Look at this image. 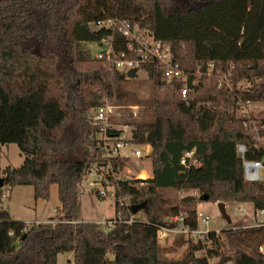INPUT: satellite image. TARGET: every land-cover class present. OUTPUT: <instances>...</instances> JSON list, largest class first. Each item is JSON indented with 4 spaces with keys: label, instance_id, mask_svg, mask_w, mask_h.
Here are the masks:
<instances>
[{
    "label": "trees",
    "instance_id": "obj_1",
    "mask_svg": "<svg viewBox=\"0 0 264 264\" xmlns=\"http://www.w3.org/2000/svg\"><path fill=\"white\" fill-rule=\"evenodd\" d=\"M114 19L148 30L181 69L201 73L186 100L182 83L164 82L154 61L127 79L94 57L86 45L113 31L84 26ZM114 44L118 54L127 51L118 31ZM103 98L140 106L134 141L152 147L151 178L102 181L115 197L107 230L78 221L79 188L101 157L91 115ZM245 103L264 104V0H0V160L8 144L25 157L19 168L0 165V180L8 200L15 187L31 186L36 200L48 201L57 185L60 202L56 217L33 224L0 205V264H58L66 253L74 264H264V227L212 231L204 241L178 236L186 246L180 259L169 258L173 248L157 236L180 215L198 228L203 195L264 208V180L246 181L237 153L241 144L247 160L264 156L245 126L251 114L240 113ZM256 127L264 137V117ZM193 150L198 164L187 169L181 158ZM170 192L186 196L175 204ZM137 205L144 208L134 214Z\"/></svg>",
    "mask_w": 264,
    "mask_h": 264
},
{
    "label": "built area",
    "instance_id": "obj_2",
    "mask_svg": "<svg viewBox=\"0 0 264 264\" xmlns=\"http://www.w3.org/2000/svg\"><path fill=\"white\" fill-rule=\"evenodd\" d=\"M92 25L99 28H107L112 30L113 33L109 37L104 38L101 43L96 46L99 50L93 51L95 58L106 60L110 62L114 68L125 74L127 79L128 73L135 71V77L141 76V64L148 61H154L158 64L162 79L168 84L174 82H181L182 87L180 90L181 97L186 100L190 92L198 86V78L201 73H188L180 68L174 61L173 54L169 46L164 45L156 40L148 30L140 29L133 26L128 22L120 19L99 21ZM90 27V25H89ZM118 31L123 38L126 39L127 53H133L137 56L135 59L127 58V53L122 51L120 54L115 49L114 32ZM214 65L209 64L208 68L213 69ZM209 75V73H208ZM251 103L242 104L240 113L250 114L248 108ZM140 106H127L117 104L109 98H103L101 105L93 111L91 119L96 131L93 138L99 143L101 147V157L98 161L89 165V171L85 175V180L91 178L92 184H101L102 191H98L101 198L108 195V191L104 187L103 180H120L122 182L133 180H147L152 176L151 172L141 168L136 174L128 168V162L133 160L147 161L151 154L152 147L148 144H137L134 141L136 134V121L140 119L141 114ZM250 131L257 133V141L264 145V137L258 134V128L253 120L245 124ZM247 148L244 145L237 146V153L243 161L245 180L248 182H258L263 180L264 165L261 160L250 161L246 159ZM195 150L184 152L181 158V164L189 169L193 165H197L198 161L194 157ZM145 171L148 176L142 178L141 173ZM180 194H184L180 192ZM188 195L197 196V191H191ZM8 201V193L0 194V205ZM115 201V197H114ZM254 207V206H253ZM238 211H244L243 204H237ZM254 224L246 225L237 228H262L264 227V208L256 209L254 207ZM198 228L192 229L186 224V217L180 215L173 218L174 226L160 227L157 231L159 240L168 238H176L182 236L187 240L204 241L206 236L212 232L209 229L204 230L202 227L207 226L210 217L198 213ZM132 220L129 222L131 223ZM107 227L114 225L113 221L105 224ZM218 234L220 231H215ZM260 252L264 253V245L260 247ZM199 256H204L200 253ZM209 264H216L214 259L208 260ZM231 264V263H228Z\"/></svg>",
    "mask_w": 264,
    "mask_h": 264
},
{
    "label": "rangeland",
    "instance_id": "obj_3",
    "mask_svg": "<svg viewBox=\"0 0 264 264\" xmlns=\"http://www.w3.org/2000/svg\"><path fill=\"white\" fill-rule=\"evenodd\" d=\"M90 29L93 31L98 30V28L92 24L90 25ZM86 46L92 51L100 49L96 45ZM140 75L143 74L141 73ZM248 110L255 125L259 118L264 117V104H251ZM24 159L25 157L22 155L16 144L5 145L2 147L1 151V169L4 171L7 167L19 168L24 163ZM128 168L136 174L141 168L151 172L150 162L147 161L142 162L131 159V162H128ZM92 181L93 180L91 178L85 180L79 188L80 202L78 208V221L95 222L105 228V224L107 222L115 219L114 194L112 190L109 189V196L101 198L98 191H102L104 189L103 186L101 184H92ZM0 192L5 193L7 190L1 188ZM169 195L175 204L178 200L186 196V194H180V192H170ZM10 196H12V198L5 202L2 206L9 210L15 220L20 222H43L49 217H56L55 215L60 209L57 185H53L51 187V197L48 201L36 200L31 186L15 187ZM218 205L219 203L206 201L201 202L197 206L198 213H202L204 216L210 217L208 225L202 227L204 230L209 229L211 231H222L227 228H234V226L242 227L254 224V219L252 217H254L255 210L252 204H243L245 207L244 211H238L237 204H226V211L232 220L231 225L227 224L222 217ZM105 230L107 229L105 228ZM160 244L163 248H173L171 253L168 255L169 258L180 259L185 256L186 246L181 244V240H178L177 237L160 240ZM58 264H74L73 255L71 253L60 254L58 256Z\"/></svg>",
    "mask_w": 264,
    "mask_h": 264
},
{
    "label": "water",
    "instance_id": "obj_4",
    "mask_svg": "<svg viewBox=\"0 0 264 264\" xmlns=\"http://www.w3.org/2000/svg\"><path fill=\"white\" fill-rule=\"evenodd\" d=\"M86 29H89V25H85L84 26ZM128 77L129 78H134L135 77V71H131L128 73ZM262 164L264 165V156L261 159ZM3 188V182L2 180H0V189ZM201 201L202 202H206L209 201V197L206 195L201 196ZM219 209H220V213L222 215V217L224 218V220L227 222V224L231 225L232 220L231 217L228 215L227 211H226V204L224 203H219ZM144 208V205H137V206H133L132 207V211L134 214H137L140 210H142Z\"/></svg>",
    "mask_w": 264,
    "mask_h": 264
},
{
    "label": "crops",
    "instance_id": "obj_5",
    "mask_svg": "<svg viewBox=\"0 0 264 264\" xmlns=\"http://www.w3.org/2000/svg\"><path fill=\"white\" fill-rule=\"evenodd\" d=\"M13 191H14V189H13ZM13 191H12V192H13ZM0 193H1V192H0ZM11 194H12V193H11ZM11 198H12V196H10V199H11ZM57 214H58V213H57ZM57 214H56V215H57ZM56 215H55V216H56ZM50 218H51V217L47 218V219L44 220L43 222H41V221H39V222H31L30 224H33V223H45V222H48Z\"/></svg>",
    "mask_w": 264,
    "mask_h": 264
},
{
    "label": "bare ground",
    "instance_id": "obj_6",
    "mask_svg": "<svg viewBox=\"0 0 264 264\" xmlns=\"http://www.w3.org/2000/svg\"><path fill=\"white\" fill-rule=\"evenodd\" d=\"M204 76H205V75H204ZM146 175L148 176V174H146V172L141 173V177H142V178H145ZM146 178H147V177H146Z\"/></svg>",
    "mask_w": 264,
    "mask_h": 264
}]
</instances>
